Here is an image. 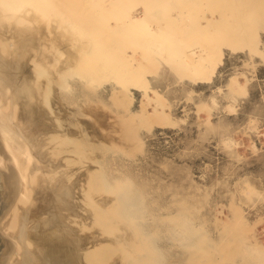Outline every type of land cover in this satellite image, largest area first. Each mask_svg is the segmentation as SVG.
Masks as SVG:
<instances>
[{"label": "bare ground", "instance_id": "6f19581e", "mask_svg": "<svg viewBox=\"0 0 264 264\" xmlns=\"http://www.w3.org/2000/svg\"><path fill=\"white\" fill-rule=\"evenodd\" d=\"M242 11L240 0H0V264H231L234 255L264 264L257 234L236 237L224 263L217 240L207 244V219L151 215L112 155L119 147L92 141L76 119L109 88L121 140L133 143L123 155H134L172 114L155 86L136 87L138 98L128 85L143 83L157 58L177 63L183 82H205L224 40L250 23ZM61 16L79 35L76 48ZM231 83L244 90L236 75ZM86 152L95 167L77 168Z\"/></svg>", "mask_w": 264, "mask_h": 264}, {"label": "rangeland", "instance_id": "374dc122", "mask_svg": "<svg viewBox=\"0 0 264 264\" xmlns=\"http://www.w3.org/2000/svg\"><path fill=\"white\" fill-rule=\"evenodd\" d=\"M240 3L243 8L240 15L250 23L238 30L235 41L224 40L227 45L205 82L189 84L186 80L184 83L177 63L158 62L161 60L156 56L155 69L146 75L143 83L128 85L138 98L136 87L155 86L169 101L172 114L169 123L156 125L152 132L142 135V146L134 155H123V150L132 148L133 143L121 140L123 127L109 100V88L101 94L104 99L101 104L93 96L90 97L93 102L87 100L83 105L87 117L76 116L89 130L92 141L119 147L113 149L112 155L119 156L118 166L139 185V203L151 215L157 217L173 210L190 212L197 221L207 219L202 232L207 234L208 245L217 240L218 255L224 263L228 262L230 252L236 250V237L240 235L255 240L257 234L264 247V3L261 0H240ZM53 16L59 18L58 13ZM65 16L60 17L61 30L65 37L73 34L76 48L79 35L75 34L76 29L67 28ZM66 52L61 63L68 58ZM72 62L75 64V60ZM235 75L244 90L231 85ZM193 89L196 93L191 92ZM85 99L81 97L80 101ZM134 106L137 108L138 102ZM120 108L125 113L130 111ZM81 158H77V168L95 167L89 152ZM249 186L256 192L251 193L253 189H248ZM161 240V243L169 242L166 237ZM181 250L172 249L177 254ZM239 262H242L240 256L234 255L231 264Z\"/></svg>", "mask_w": 264, "mask_h": 264}]
</instances>
